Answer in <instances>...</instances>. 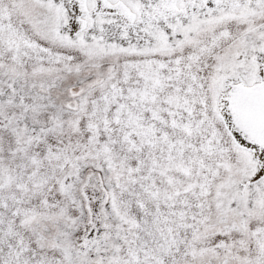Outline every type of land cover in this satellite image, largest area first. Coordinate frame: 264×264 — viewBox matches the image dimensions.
Wrapping results in <instances>:
<instances>
[{
  "label": "snow or ice",
  "instance_id": "6c2138e0",
  "mask_svg": "<svg viewBox=\"0 0 264 264\" xmlns=\"http://www.w3.org/2000/svg\"><path fill=\"white\" fill-rule=\"evenodd\" d=\"M0 264H264V0H0Z\"/></svg>",
  "mask_w": 264,
  "mask_h": 264
}]
</instances>
